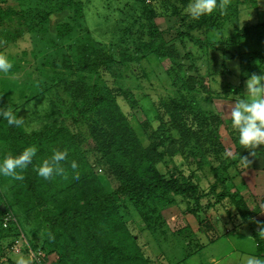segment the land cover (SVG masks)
Returning a JSON list of instances; mask_svg holds the SVG:
<instances>
[{"label":"rangeland","instance_id":"obj_1","mask_svg":"<svg viewBox=\"0 0 264 264\" xmlns=\"http://www.w3.org/2000/svg\"><path fill=\"white\" fill-rule=\"evenodd\" d=\"M190 3L192 0H0V54L13 65L7 74L0 73V105L18 112L24 132L39 131L44 116L60 111L84 159L79 158L95 174L101 189L108 194L119 189L120 180L99 152L88 126L75 122L71 99L57 79L53 80V73L63 72L66 61L74 63L84 47L93 61L111 56V64L102 65L93 82L119 95L117 104L143 151L154 156L157 174L178 179L182 185H199L201 207L196 214L190 213L196 208L195 201L177 197L179 208L167 211L162 221L155 219L149 226L133 200L116 196L118 214L135 236L146 264H234L240 257L233 247L254 254L256 242L251 232L260 233V221L254 217L264 208V145H240L230 111L237 99L247 97V81L252 76L264 78V62L252 76L244 70L254 52L264 57V29L262 38L244 32L264 24V0H218L222 10L218 7L198 19L188 14ZM58 26L64 28L62 37ZM239 34L243 37L237 38ZM237 146L250 163L229 171L225 165L235 158ZM246 166L252 173L243 177ZM150 170L148 175H153L154 169ZM215 172L225 178L229 175L225 186L230 193L240 194L239 190L250 187L245 194L255 215L250 224L243 225L231 198L218 201L217 194H210ZM54 176L50 180L57 181ZM4 182L0 186V220L5 210L2 196L9 200L18 190L15 179ZM222 191L218 186L216 192ZM11 209L24 218L20 222L26 233L40 218L38 209L28 208L25 213L15 205ZM241 226L244 229L237 230ZM11 239L0 230V264H17L21 258L34 264L33 256L18 252L21 247L13 254L7 251ZM78 258L68 253L67 264H76Z\"/></svg>","mask_w":264,"mask_h":264},{"label":"trees","instance_id":"obj_2","mask_svg":"<svg viewBox=\"0 0 264 264\" xmlns=\"http://www.w3.org/2000/svg\"><path fill=\"white\" fill-rule=\"evenodd\" d=\"M52 14L48 13L46 20ZM57 29L58 35L62 37L64 28L58 26ZM263 29L264 24H260L245 28L244 32L252 31L262 38ZM242 37L240 34L237 36ZM80 52L74 63L66 61L62 64L65 68L63 72L53 73V80L57 79L71 99L75 122L88 126L99 152L110 163L121 185L111 194L101 189L95 174L81 160L84 158L75 146V135L66 125L60 111L55 110L44 116L40 130L31 133L24 132L21 126L9 125L7 120L0 117V160L7 155L18 156L28 147L37 149L32 163L26 169L17 170L24 179L15 180L18 188L16 194L9 200L2 196L5 210L2 211L0 230L5 237L12 238L7 246L8 252L23 233L26 239L23 253L30 257L35 255L32 258L34 264H67L68 253L79 255L76 264H146L142 252L136 246L135 236L118 214L116 196L133 200L135 208L149 226L155 223V219L162 221L167 211L179 208L177 197L195 201L196 208L190 213L196 214L201 207L199 185L192 182L182 185L178 179L169 180L157 174L155 162L152 161L154 156L149 151H143L129 120L117 104L119 95L93 82L101 66L108 67L111 64V56L93 61L84 47ZM161 53L162 50H159L160 56ZM252 55L253 58L246 60L244 66L249 76L260 72L264 62L259 51ZM53 67L58 66L54 63ZM0 109L6 108L0 105ZM12 111L19 118L18 112ZM70 146H74L78 154ZM236 149L235 158L225 165L226 168L230 167L229 171L235 166H245L249 161L243 149L239 146ZM57 150L67 153L66 159L59 162L64 172L53 175L58 178L57 181L40 177L37 169L44 160H50ZM77 162L84 166L81 167ZM73 164L76 166L74 173ZM152 168L154 174L148 175ZM228 174L225 178L215 172L216 182L210 194H217L218 201L231 198L235 213L243 220V225L250 224L254 213L241 194L229 192L228 186H225ZM8 179L11 177L0 176V186H4V181ZM218 186L223 187L220 193L216 192ZM75 190L77 197L73 196ZM68 196L72 200H68ZM14 205L23 213L29 212L28 208L31 211L38 209L40 218L34 222L29 233L21 225L20 221L24 218L20 219L11 209ZM6 218H11L7 229L3 227ZM253 239L258 245L259 255H264V235L253 232Z\"/></svg>","mask_w":264,"mask_h":264},{"label":"clouds","instance_id":"obj_3","mask_svg":"<svg viewBox=\"0 0 264 264\" xmlns=\"http://www.w3.org/2000/svg\"><path fill=\"white\" fill-rule=\"evenodd\" d=\"M223 9V5H218V0H192L187 12L193 19H198L204 15L213 14L217 8ZM12 63L6 55L0 54V73L7 74ZM264 78L252 76L247 81V97L237 99L235 106L230 111L231 126L239 133V144L248 148H257L264 145ZM0 117L7 120L9 125L21 126L24 123L22 118H18L9 108L0 109ZM37 149L28 147L18 156L7 155L0 160V176L11 177L15 180H23V175L17 170L26 169L36 156ZM230 155V153H227ZM65 151H55L50 160H44L37 169L38 175L45 179L53 177L54 174H62L64 169L59 166V162L66 159ZM73 173L76 166H72ZM264 235V228L260 231ZM17 264H26L21 258ZM247 264H264V259L249 257Z\"/></svg>","mask_w":264,"mask_h":264},{"label":"crops","instance_id":"obj_4","mask_svg":"<svg viewBox=\"0 0 264 264\" xmlns=\"http://www.w3.org/2000/svg\"><path fill=\"white\" fill-rule=\"evenodd\" d=\"M249 163H250V161H249ZM248 163V164H249ZM245 167V166H244ZM243 167V168H244ZM246 170H245V172H243V177L244 176H250L249 174L250 173H252L251 172V170H250V168L248 169V167L246 166ZM239 173V172H238ZM249 173V174H248ZM252 178V177H251ZM248 180H250V179H248ZM257 180V179H256ZM253 181H254V183L256 184V185H258L257 184V182L255 181V179H253ZM242 184H243V182H242ZM246 188V187H245ZM249 190H250V187H249V189H246L245 191L244 190H239V193L244 197V199L246 200V202L248 203V206H249V202H248V200H247V197H246V193H249ZM256 195V194H255ZM254 200H256V199H254ZM250 210H251V208H250ZM255 216V215H254ZM254 219L255 220H257V221H260V226H257V228H258V231H261V229L262 228H264V227H262V226H264V208L262 209V210H260V211H258V213H257V215L254 217ZM245 226V225H244ZM243 226V227H244ZM242 226L241 227H239L237 230H240V229H244ZM228 231H229V234L231 233V231L228 229ZM227 231V232H228ZM236 231V230H235ZM229 234H227V235H229ZM251 235H253V232H251ZM218 240V239H217ZM216 240V241H217ZM214 243H215V241H214ZM256 244V243H255ZM241 250H243V248H239V247H236V246H234L233 247V252H236L238 255V257H240L239 259L237 258L236 259V263H234V264H247V260H248V258L249 257H243V256H245V255H252V257H256V258H259V259H264V255H259V253H258V245L256 244V250H255V253L254 254H249V253H247V251H241ZM239 254H241V255H243V256H239ZM254 255V256H253Z\"/></svg>","mask_w":264,"mask_h":264},{"label":"built area","instance_id":"obj_5","mask_svg":"<svg viewBox=\"0 0 264 264\" xmlns=\"http://www.w3.org/2000/svg\"><path fill=\"white\" fill-rule=\"evenodd\" d=\"M10 219H11V218H6V219H5V221H4V225H3L4 228H6V229L8 228V224H9V222H10ZM20 236L22 237L23 242H22ZM19 239H20V240H19ZM21 242H22V243H21ZM24 243H26L25 235H24L23 233H21V234L18 236V238L14 241V245H13L12 248H11V252L14 253L13 251H15V248H19V247H21V249L19 248L18 252H22V253H23V247L21 246V244L24 245ZM32 255H33V254H32ZM33 257L35 258V255H33Z\"/></svg>","mask_w":264,"mask_h":264},{"label":"water","instance_id":"obj_6","mask_svg":"<svg viewBox=\"0 0 264 264\" xmlns=\"http://www.w3.org/2000/svg\"><path fill=\"white\" fill-rule=\"evenodd\" d=\"M4 208V207H3Z\"/></svg>","mask_w":264,"mask_h":264}]
</instances>
